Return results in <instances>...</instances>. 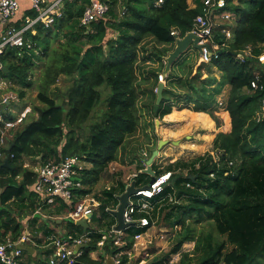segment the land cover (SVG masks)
I'll use <instances>...</instances> for the list:
<instances>
[{"label":"trees","instance_id":"1","mask_svg":"<svg viewBox=\"0 0 264 264\" xmlns=\"http://www.w3.org/2000/svg\"><path fill=\"white\" fill-rule=\"evenodd\" d=\"M92 1L65 0L62 16L51 27L35 24L26 33L27 46H9L0 55L4 69L8 70H0V78L12 82L9 89L21 100L33 87V76L41 63L38 100L44 105L37 108V119L30 120V112L26 113L24 121L7 133L8 145L4 158L0 159V241L8 237L18 240L28 230L41 245V234L48 236L57 231L46 227V221L34 228L35 232L29 229V224L35 226L38 222L39 203L33 188L37 174L25 167L26 158L47 163L79 156L91 164L92 168L83 172L85 189L76 193L77 198L93 196L98 200L103 221L96 214L93 221L100 229H112L117 220L108 210L118 206L128 184L116 181L100 195L93 192L109 165L119 159L120 150L139 131L142 117L139 101L143 90L138 69L142 49L146 50L148 40L162 46L156 56L163 61L175 48L176 37L172 32L176 30L184 37L203 13L200 0H194V7L189 0H163L160 5V0H99L109 5V13L87 28L81 25V19ZM29 5L16 15L17 19H12L15 28L21 29L39 16ZM223 10L234 14L235 20L225 23L222 19L213 31L217 45L214 51L219 58L210 67L222 73L220 83L212 77V68L208 69L207 78H203V64L189 70L187 61L178 60L174 66L179 68V73L167 76L162 104L157 113L153 105L152 113L155 118L163 119L177 107V100L186 99L193 103V111L209 114L218 129L224 126L221 115L225 112L231 131L217 133L212 150L204 155L191 160L178 159L165 166L155 162L152 166L155 177L143 172L147 167L142 157L138 159L134 178L138 187L171 173L163 191L151 200L154 209L149 213L137 211L134 215L135 219L150 217L158 227L164 226L174 233L168 253L157 264L170 254L181 252L186 243H195V248L193 252L181 253L179 264H264V120L256 119L264 100V66L258 61L264 51V0H224L219 12ZM224 29L232 31V38L226 37ZM248 47L253 49L251 55L245 54ZM152 58L146 56L142 60L146 63ZM160 70L163 72L164 66L147 71L142 78L151 85L149 104L145 107L157 99L155 89ZM257 72L261 74L262 90L252 87ZM63 77L71 85L64 91V104H60L55 89H59L57 85ZM104 85L112 91L106 110L92 126L89 137L81 140L75 134L91 119L102 98L99 88ZM226 87L230 92L222 110L218 98ZM191 116L194 120L201 118L206 124L211 122L207 116ZM17 119L10 113H0V127ZM7 159L9 166L5 167ZM64 207L65 204L58 205L53 217L65 216ZM15 208L19 217L33 213V218L26 220L27 224L18 221L13 216ZM65 226L68 232L84 231L70 222ZM140 231L135 228L127 231L128 247ZM92 237L75 264L102 263L91 258L99 249L102 233ZM112 246L106 247L107 255L117 249ZM30 248L42 250L36 264H49L50 250L23 245L28 255L32 254Z\"/></svg>","mask_w":264,"mask_h":264},{"label":"built area","instance_id":"2","mask_svg":"<svg viewBox=\"0 0 264 264\" xmlns=\"http://www.w3.org/2000/svg\"><path fill=\"white\" fill-rule=\"evenodd\" d=\"M27 1L32 4L39 16L34 21H28L23 28L17 29L11 22L21 8L20 0H0V25L5 27L0 38V55L9 46L17 48H24L27 46L28 41L26 39V33L33 29L35 24L40 22L45 27H51L55 23V20L62 16L61 9L65 0ZM200 1L203 5V13L197 16L194 27L190 32L195 33L202 39L200 44L203 48L200 61L204 64H210L219 58V55L214 51V47L217 45H215L213 41V31L217 27L216 20L219 18L231 20L235 15L232 13L223 14L219 12V8L224 3V0ZM162 3L163 0H160L158 4L160 5ZM109 10L110 7L108 4L99 0H93L92 5L85 10L81 19V25L88 28L92 23L105 17L109 13ZM216 11H218L217 18H215ZM32 32L34 34L36 33L35 30H32ZM223 32L228 39L232 38V31L230 29H224ZM172 35L176 37V40L183 38L176 30L172 32ZM252 52V47H248L245 50V54L247 55H251ZM258 61L264 66V51L258 56ZM164 63L167 64L166 60ZM3 68V64L0 61V70H3ZM260 76V72H257L256 79L252 81L254 90L263 89ZM166 78L164 73L159 74V82L165 83ZM7 87L8 84L6 82L0 83V90L6 89ZM8 103H10L9 98L5 97L2 100V104ZM218 105L220 109H224L225 101L219 99ZM26 113L27 111L24 112L23 115H19L15 122L6 123L5 127H0V159L4 158V150L8 145L7 133L9 129L21 124L24 121ZM256 119L258 122L264 120V100L261 105V110L256 115ZM84 163L85 161L79 156L65 157L59 162L49 161L47 163H38L33 169L37 174V181L33 188L34 192L37 194L39 203L36 214L41 215V211L45 207H53L56 209L58 205L65 204L66 207H64V210L67 212V215L60 218L62 220L68 218L74 223L85 219L89 225V229L82 227L84 229L82 233L61 230L62 232L55 231L48 236L41 234L39 237L43 240L41 245H38L36 240L30 236L28 230L25 231L18 240H12L8 237L6 240L0 241V263L27 264V256L23 250V245L32 244L50 250L47 257L49 264H75L78 262L79 258L84 255V247L92 241V236L98 232L102 233V237L98 242L99 249L91 254V258L96 261L102 260L101 264H133L132 259L135 260L134 264H152L154 260H156L157 264V260L165 256L164 253L167 252H162L161 257H157L150 261L156 247L150 251L147 250L149 246L154 245L151 237L148 236V232L149 230L152 231V228H155L157 225L151 221L150 217L135 219L134 215L137 211L149 213L154 209V204L151 200L163 191V186L170 180L171 173H167L155 180L154 183L150 185L149 190H141L130 198L129 205L124 213V220L127 224H131V227L118 232L115 230V224L111 230L107 231L100 229L98 223H96L97 226L95 228L91 226L95 210H99L100 202L95 198L90 199L89 197H85L79 200L77 198L76 193L85 189L83 172L86 168H84ZM27 167L31 168L29 165H27ZM117 207L109 209L108 212L111 214V211L117 210ZM97 218L103 221L102 216H97ZM131 228L141 231L135 234L132 239V245L128 247L129 240L127 238V231ZM166 230L170 231L168 229ZM170 232L173 235L171 239H173L174 233L172 231ZM161 233L159 236H164ZM165 233L168 234L169 232ZM109 244L117 249L112 251L110 255H107L106 247ZM175 256H179V258ZM180 259L181 252L170 254L161 264H179Z\"/></svg>","mask_w":264,"mask_h":264},{"label":"rangeland","instance_id":"3","mask_svg":"<svg viewBox=\"0 0 264 264\" xmlns=\"http://www.w3.org/2000/svg\"><path fill=\"white\" fill-rule=\"evenodd\" d=\"M221 13L226 14V13H230V11L223 10ZM217 15H218V11H216L215 13V18H217ZM234 20H235V17H234ZM222 21L225 23L228 22L224 19ZM234 25H236V23H233V26ZM156 46L157 45L154 42H152L151 40H148L147 44L144 46L146 50L142 49L143 53L140 54L141 60H140V67L138 69V79L142 85L141 89L143 90V94H141V98L139 101V108L141 109V115H142L139 131L135 137L129 140L125 149L122 148L120 150L119 159L111 163L108 169L102 174L101 181L98 184H96L94 188L93 193L95 195H100L103 190L110 187L112 184L116 183V181H123L127 183L128 185H130L138 173V165H139L138 159L142 157L143 164L146 167V161L152 156L151 155L152 150H156L158 148V144L160 140L169 141V143L161 149L162 157H161V162L159 163H161L163 166L167 165L168 163L175 162L178 159L191 160L200 155H204L205 153L210 152L212 150L213 142L210 143L206 141V140L211 141V137L209 139V137L205 136L206 135L205 130L201 126L200 122L195 123L194 120L192 119L191 120L192 122L188 123L189 118L187 116L189 115L191 116V114L194 115L193 112H195L192 110L193 108L192 102L186 101V99L177 100L176 108L180 109V104H183L182 109H185V106H188V109H187L188 112H186L187 110H182L185 112L182 114H177L172 119H167L166 117H164L163 119L155 118V116L152 113V106L156 105V101L154 104L152 103L148 107H145V104H149V97L151 96V85H149V83L143 82L142 78L144 77V75H146L147 71L158 69L161 66H164V70H165V67H166V64L164 63L166 59L163 58V61H161L162 59L159 60V58L156 56V54H159V51H161L162 46L160 45H158L157 47ZM194 50L195 49L190 51L192 52L194 56L191 54L190 56L183 57V60L187 61V65H189L188 66L189 70L196 69L198 66L202 64L198 55L195 53L197 51H194ZM187 54H189V52H187ZM146 56L153 57L150 63L149 62L144 63V61L142 60ZM40 66H41V63H40ZM40 66L36 68L35 74L33 76L34 85L31 89L27 90V95L23 100H21L17 94H15L9 89L11 86L10 83H9L10 85L8 88L0 90V113H4V114L10 113L12 117H18L19 115L20 116L23 115V113L21 112L27 107V109L24 112L26 111L27 113L30 112V115H31L30 120L38 118L37 108L44 106L38 100V94H39L38 84L39 83L37 81L41 75ZM211 67L210 65L203 64L202 66L203 78H207L206 75L208 73V69H210ZM161 70H160V74L164 73V70L163 72ZM214 70L212 71V75H213L212 77L215 78L219 84L222 79V73L218 71H214ZM3 80L4 79L0 78V82ZM158 81H159V76H158ZM165 84H166V81H165ZM70 85H71V81L63 77L58 82L57 87L59 89H55L54 87L55 94H59L60 98L59 100H57V102H59L60 104H64V101H65L64 91ZM99 90L101 92L102 98H101V101L98 107L94 110L91 119L83 126L82 130L77 131L75 134V136H79L81 140H85L89 137L92 126L100 120V117L103 115V113L106 110V101L110 97L112 91L107 85L100 87ZM229 90H230L229 87L225 88L224 96L226 97L223 98V100H226L228 98V95L230 92ZM155 92L157 93V89H155ZM51 95L53 96V93ZM5 97L9 98L10 103L2 104V100ZM152 102H154V99L152 100ZM143 109L145 110V113H143L144 111ZM189 110L192 111L190 112L191 114L189 113ZM222 116L224 118L223 122L225 125L227 124L226 123L227 116L221 115V117ZM147 120H150V122L147 123ZM157 120H159L161 123L157 124ZM146 129L148 130L150 129L149 130L150 133H147ZM157 129H158V132H157ZM181 130L182 132H180ZM156 132H157V135H156ZM37 163H39L38 159H35V158L25 159V167L29 165L31 166L30 169L32 170L34 169L35 166L38 165ZM84 168H86V170L91 169L92 165L85 162ZM88 197L90 199L94 198L93 196H88ZM54 211L55 209L53 207H45L41 211V215L37 216L39 218L37 224L35 226H32L31 224H29V229L31 231H34L36 228H39L42 225L43 221L47 222L46 227L55 229L60 232H62L63 230L65 231L68 230V228L65 225H68L69 222L78 226L76 222L74 223L72 220L68 218H65L64 219L65 221L62 220L61 222L51 221L50 218L61 219L60 217H53L55 216ZM95 214L96 216L103 215L98 209L95 210ZM18 215H19L18 210L15 208V214L13 216L17 218L18 221L20 222L25 221V223L27 224L26 220L29 221V218H33V213H26L24 218H21ZM66 215H67V212L65 216ZM61 217L63 218L64 216L62 215ZM113 218L115 217L113 216ZM55 222L59 224V226L54 224ZM91 226L94 228L97 226L95 221L92 220ZM206 226H207V230L209 231L210 229L209 225H206ZM166 229L170 230L169 228H166L164 226L162 227L156 226L155 228H152V231L149 230L148 236L151 237L152 241L154 242V245L149 246L147 250L150 251L156 247L154 255L151 257L150 261H152L153 259L157 257H161L162 252L168 253L170 246H171L170 244L172 242L171 238L173 235L170 231H167ZM158 232L160 233L162 232L161 234H163L164 236H159L160 233ZM165 232H169V233L166 234ZM194 248H195V243H186L184 244L181 250V253L193 252ZM30 252H32V254L30 255L26 253V256H29L28 263L36 264L37 260L41 258L42 250L30 248ZM165 254L166 253H164V255ZM175 257L179 258V256H175ZM42 258H46V255H42ZM132 262L134 264L135 260L132 259ZM26 263H27V260H26Z\"/></svg>","mask_w":264,"mask_h":264},{"label":"water","instance_id":"4","mask_svg":"<svg viewBox=\"0 0 264 264\" xmlns=\"http://www.w3.org/2000/svg\"><path fill=\"white\" fill-rule=\"evenodd\" d=\"M201 40H202L201 37H199L193 32H189L183 38L177 39L174 50L170 52L166 58L167 64L164 70V76L167 77L170 74L171 68L176 63V61H178L182 56H184L190 50V48H193L199 51L200 54H202L203 46L200 44ZM3 70L6 72L8 71L4 68ZM164 89H165V83H162V82L159 83L158 88H157V100H156V105H155V113H157V111L160 108V105L162 104ZM158 123H161V122L157 120V124ZM168 143L169 141L167 140L159 141L158 148L154 150L152 156L146 161L147 168L143 172L150 174L152 177H155V172L153 171L152 166L155 163L156 158H158L160 150L164 146H166ZM4 166L5 167L9 166L8 159L5 161ZM154 181L155 179H153L151 184L154 183ZM151 184L145 185L143 187H138L136 184V181L133 180L132 183L126 187L125 192L119 197V204H118L117 210L111 211V214L117 220V223L115 226L116 231L118 232L124 231L127 228L132 226L131 224H127L124 220V213H125L127 206L129 205V200L131 197L135 196L139 191L149 190ZM50 220L57 221V222L62 221V219H54V218H50ZM77 225L85 229H89V225L87 224V221L85 219L78 221Z\"/></svg>","mask_w":264,"mask_h":264},{"label":"crops","instance_id":"5","mask_svg":"<svg viewBox=\"0 0 264 264\" xmlns=\"http://www.w3.org/2000/svg\"><path fill=\"white\" fill-rule=\"evenodd\" d=\"M20 3H21V6H22V9L20 8V10H19V12H18V14L19 13H21L22 11H23V8L26 6L27 8L30 6L29 4V2L27 1V0H20ZM189 4H190V6H192V7H194L195 6V3H194V0H189ZM18 16V15H17ZM17 16H16V19H17ZM220 20H222L221 18H219V19H217L216 20V23L217 24H220ZM4 30H5V27L4 26H1L0 25V38H1V36H2V34H3V32H4ZM191 50H193V48H190V50L188 51L189 52V54H185L184 56H182L179 60H183V57H187V56H190L191 54H192V52H190ZM194 51H197V50H194ZM197 55H198V57H199V59H200V57H201V54L199 53V51H197V52H195ZM193 55V54H192ZM194 56V55H193ZM167 58V56L166 57H164V59H166ZM201 60V59H200ZM150 63V62H149ZM202 64H204V63H202ZM204 65H210V64H204ZM212 68V70H214V71H218L215 67H211ZM178 69V67L176 66H174L173 65V67L171 68V71H170V74L171 73H173V72H176L177 73V70ZM219 72V71H218ZM179 73V72H178ZM1 82H6L7 84H8V87H9V85L12 83L11 81H8V80H3V81H1ZM0 82V83H1ZM10 83V84H9ZM7 87V88H8ZM167 87V84H165V88ZM230 89V88H229ZM225 90V89H224ZM230 91V90H229ZM225 91H223V94L218 98V99H223V98H225L226 96H224V93ZM225 101V100H224ZM183 106V104H180V107H182ZM189 107H191V106H189ZM188 109V106H185V109H178V108H174L173 109V112L170 114V115H167L166 116V118L167 119H172V118H174L177 114H182V113H184L185 111H182V110H187ZM144 110V109H143ZM223 110V109H222ZM186 112H188V110L186 111ZM190 112H192V111H190L189 110V113ZM224 112V111H223ZM143 113H145V110L143 111ZM191 114V113H190ZM193 114L194 115H201V116H207L208 118H209V120L211 121L210 123H208V124H206L203 120H199V119H201V118H195L196 120H194V117L193 116H187L188 118H189V122L188 123H190V122H192L191 120L193 119L194 120V122L195 123H197V122H200V124H201V126L204 128V130H205V136L206 137H209V139H210V137H211V141H209V140H206V141H208V142H210V143H212L213 142V140H214V138H215V136L217 135V133H219V132H230L231 131V124H229V126L227 125V124H225L222 128H220V129H218L217 128V126H216V123H215V121L210 117V115L209 114H206V113H203V112H201V113H199V112H193ZM224 114L226 115V113L224 112ZM192 115V114H191ZM229 117V116H228ZM148 122H150V120H147V123ZM148 127V126H147ZM150 130V129H149ZM149 130L148 129H146V132L147 133H150L149 132ZM157 132H158V129H157ZM157 132H156V135H157ZM209 135V136H208ZM161 157H162V153H161V150H160V153H159V156H158V158H156V160H155V162L158 164V165H162L161 163H159V162H161ZM40 163V162H39ZM38 164V163H37ZM27 260V259H26Z\"/></svg>","mask_w":264,"mask_h":264}]
</instances>
